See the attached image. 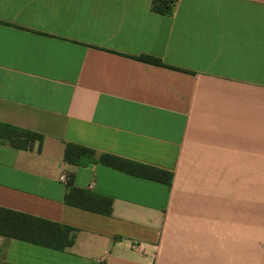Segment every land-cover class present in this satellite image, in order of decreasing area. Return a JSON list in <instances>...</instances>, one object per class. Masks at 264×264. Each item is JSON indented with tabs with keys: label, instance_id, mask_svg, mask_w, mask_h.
Segmentation results:
<instances>
[{
	"label": "crops",
	"instance_id": "0c3cea01",
	"mask_svg": "<svg viewBox=\"0 0 264 264\" xmlns=\"http://www.w3.org/2000/svg\"><path fill=\"white\" fill-rule=\"evenodd\" d=\"M151 3L0 0V127L43 136L0 137V264H264V0Z\"/></svg>",
	"mask_w": 264,
	"mask_h": 264
},
{
	"label": "trees",
	"instance_id": "16d2710c",
	"mask_svg": "<svg viewBox=\"0 0 264 264\" xmlns=\"http://www.w3.org/2000/svg\"><path fill=\"white\" fill-rule=\"evenodd\" d=\"M177 3L178 0H152L151 10L156 14L169 17L173 15ZM136 59L151 65L168 67L160 59L152 56L143 55L137 57ZM0 137L10 140V143L14 148L22 149V150L32 149L33 145L38 143L39 144L38 149L40 151L43 142L42 135L28 131H23L7 125H3L0 127ZM95 155L96 153L92 149H88L86 147H82L74 144H67L65 148L64 161L70 165L85 166L93 162ZM99 161L102 164H105L107 166H110L118 170H123V171L128 170V163L124 164V162L121 159L116 158L114 156L103 154L100 156ZM143 168L151 171V174L142 175L143 178L156 180L158 182H162L166 184L168 187H171L172 185L171 174L165 173L160 170L150 169L147 167H143ZM66 202L70 205H74L82 209L103 214L106 216H109L112 213L111 199L106 197H98L88 192L77 190L75 188L72 189L70 188V193L66 196ZM8 214L12 215L17 220H22V221L26 220L25 219L26 216L24 215L12 213V212H9ZM37 223H40L44 227L45 233L47 235L51 234L54 230L53 228L54 225L52 223L43 222V221H37ZM69 231L71 232V229L65 228V234H68ZM0 233H4V232L0 230ZM36 242L40 244H44L46 246H51L49 240L46 241L40 240ZM71 243L72 242H70V244Z\"/></svg>",
	"mask_w": 264,
	"mask_h": 264
},
{
	"label": "built area",
	"instance_id": "2783aa9c",
	"mask_svg": "<svg viewBox=\"0 0 264 264\" xmlns=\"http://www.w3.org/2000/svg\"><path fill=\"white\" fill-rule=\"evenodd\" d=\"M60 180L65 182L66 181V176L63 175Z\"/></svg>",
	"mask_w": 264,
	"mask_h": 264
}]
</instances>
